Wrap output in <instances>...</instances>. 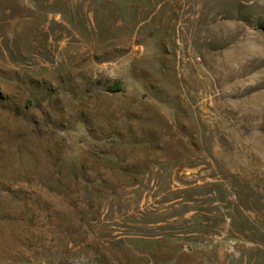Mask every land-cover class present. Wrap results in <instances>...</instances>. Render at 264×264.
Instances as JSON below:
<instances>
[{
	"label": "rangeland",
	"instance_id": "rangeland-1",
	"mask_svg": "<svg viewBox=\"0 0 264 264\" xmlns=\"http://www.w3.org/2000/svg\"><path fill=\"white\" fill-rule=\"evenodd\" d=\"M0 264H264V0H0Z\"/></svg>",
	"mask_w": 264,
	"mask_h": 264
},
{
	"label": "trees",
	"instance_id": "trees-1",
	"mask_svg": "<svg viewBox=\"0 0 264 264\" xmlns=\"http://www.w3.org/2000/svg\"><path fill=\"white\" fill-rule=\"evenodd\" d=\"M120 90H121V85H119V83H117L116 86H113V87L110 88V91H112V92H117V91H120ZM179 252H181V251H179Z\"/></svg>",
	"mask_w": 264,
	"mask_h": 264
}]
</instances>
